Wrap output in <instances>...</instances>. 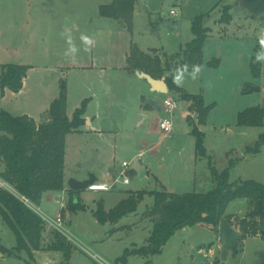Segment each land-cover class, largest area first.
Wrapping results in <instances>:
<instances>
[{"label":"rangeland","instance_id":"obj_1","mask_svg":"<svg viewBox=\"0 0 264 264\" xmlns=\"http://www.w3.org/2000/svg\"><path fill=\"white\" fill-rule=\"evenodd\" d=\"M97 1L103 3V0H0V71L1 65L4 64H27L36 70L44 64H50L48 62H68L70 59L63 54L67 44L60 35L66 28L71 30L77 46L81 49V33L94 39L92 32L103 29L102 32L108 38L99 37L95 41L93 51L104 47L108 52L118 53L119 50L122 51V43L126 38L134 42L140 40L143 46L151 48L164 46L171 55L181 48L184 49L194 38V20L202 14L210 13L206 21L212 28V34L206 38L204 44L205 59L200 77L195 81L186 78L184 85L180 87L187 92L202 95L205 104L211 106L206 123L200 124L204 133L203 144L206 153L198 162L197 185L192 184L187 188L190 192H207L212 189L215 180L211 168L218 172L229 168V180L232 183L255 180L264 184V145L258 153L247 152V147L253 146L260 134L264 133V127L241 128L237 125L240 111L254 106L264 108V67L261 75L255 77L250 66L257 45L256 34L264 27V0H163L157 11L147 9L150 0H138L132 28H122L119 23L120 27L117 26L119 30L116 32V29L105 26L99 19L100 16H97ZM225 6L230 7L231 15L227 24L224 22ZM173 9L178 11V15L171 14ZM70 21L72 24H69ZM165 50L163 59L166 60L168 57L164 54ZM89 55L86 53V58L82 56V59L86 60ZM215 58L220 60L219 66L210 67L208 62ZM31 75L29 89L25 93L29 100L36 99L34 96L39 95L35 86L36 79L33 80L36 74L34 72ZM46 75V83L54 82L50 73L46 72L44 76ZM65 82L64 76L60 82L61 88ZM57 84L59 85V82ZM254 87L257 90H251ZM177 93L174 90L170 92L178 106L173 114L158 111L159 118H170L174 124V129L169 131L170 137L165 140H160L161 131L155 132L154 142L157 146L153 157H150L153 160L148 162L151 161L152 164L154 161V168L160 172L164 169L162 158L171 157L174 151L181 148H184L186 153L196 150L193 125L181 116L180 109H185L183 106L186 101L181 96L180 99ZM166 96L167 94H164L162 99ZM12 103L19 101L6 99L4 104L9 107ZM192 120L198 122L197 117ZM117 162L119 164L116 177L122 169V158H118ZM128 178L131 183L123 184V177H119V183L111 191L83 189L75 194V197L79 196L86 205V210L74 213L66 210L63 218L64 234L72 250L69 264H101L104 261L108 264H212L213 260L220 258L222 245L218 233L212 226L201 223L177 230L166 242L163 251L150 257L149 263L138 255L130 256L126 263L118 262L117 259L127 248H133L134 243L137 246L145 244L153 227L147 217L153 197L146 195V200L141 202L138 210L122 218L114 227L101 224L95 219L92 210L96 208L97 201L103 199L104 207L109 210L124 198L125 191L161 189L160 183L153 178L139 179L130 174ZM3 183L0 179V186L14 191ZM167 184L169 183H165V186H171ZM51 195H43L36 205L41 215L48 220L55 219L58 213H61L62 199L67 201V195L62 191L51 192ZM57 197L62 199L58 200ZM247 202L246 198H237L227 207L226 213L235 216L236 225L246 216ZM48 220L44 223L43 249L37 254L40 261L37 263L63 264L66 259L62 251L47 250L54 231H59L49 226ZM114 228V233H110ZM14 232L0 217L1 246L12 248L16 245ZM94 254L99 258L93 257ZM0 264L26 262L0 252ZM220 264H264V238L247 235L226 261L220 258Z\"/></svg>","mask_w":264,"mask_h":264},{"label":"trees","instance_id":"obj_2","mask_svg":"<svg viewBox=\"0 0 264 264\" xmlns=\"http://www.w3.org/2000/svg\"><path fill=\"white\" fill-rule=\"evenodd\" d=\"M136 0H112L109 4L99 7V14L103 17L122 20L128 27L133 26ZM230 7H224L226 24L230 22ZM208 14L198 16L193 22L194 38L186 47L165 60L155 53H147L133 44L127 58V67L131 72L137 70L151 74L156 79H164L170 90L182 93L184 100L191 102L190 110L197 113L199 124H204L209 116L211 106L205 104L202 95L191 94L173 84L169 77V69L177 62L192 64L204 63V44L210 28L206 26ZM258 44L254 48V53ZM254 54L252 55V57ZM218 58L208 62L217 68ZM252 74L259 77L262 66L250 62ZM29 69L25 64H4L0 71V97L6 89L19 92L23 87V80ZM58 98L50 105L49 120L37 123L28 115L14 116L10 112L0 109V159L5 164V170L0 173V179L10 188L0 186V217L15 231L17 243L12 248L0 245V252L25 260L26 264H36L35 252L43 249L45 225L42 217L29 207L21 197L27 198L37 205L43 194L49 191H62L65 188V156L66 137L69 133L78 131L85 124L83 114L87 100L77 109L73 117L67 115V93L65 86ZM190 118V117H189ZM237 125L242 127H264V108L254 106L238 113ZM193 134L196 137V152L198 156L205 155L203 144L204 133L193 124ZM264 145V133L260 134L253 146L247 147V152L258 153ZM215 186L207 192L177 193L167 190H139L128 191V196L115 207L106 210L104 200L96 203L93 215L101 224H117L122 218L138 210L139 204L146 195L153 197V204L148 210V218L153 224L147 244L138 248L126 249L117 259L126 263L132 255L153 256L160 254L166 242L177 230L208 224L219 232L220 222L232 216L226 214L230 202L237 198L249 201V211L237 224L247 235L262 236L264 238V217L258 211L259 201H264V184L255 180H241L232 183L229 180V168L218 172L211 168ZM78 191L69 189L67 210L78 212L86 210L80 197H75ZM65 210L62 209V215ZM235 225V224H234ZM53 239L49 240L47 250L62 251L69 264L71 259V245L64 234L54 231ZM242 240V239H241ZM220 263V258L215 264Z\"/></svg>","mask_w":264,"mask_h":264},{"label":"crops","instance_id":"obj_3","mask_svg":"<svg viewBox=\"0 0 264 264\" xmlns=\"http://www.w3.org/2000/svg\"><path fill=\"white\" fill-rule=\"evenodd\" d=\"M110 2H112V0H103V3L97 1L95 7L97 16H100L99 19L102 23L108 28L116 29L114 30L116 32L119 30L117 26L120 27V20L103 17L99 14L100 5L109 4ZM137 2L138 0H136L135 10ZM162 3L163 0L161 5ZM147 9L151 11L149 7H147ZM173 23H175V21ZM69 24H72V21H70ZM206 26H209L207 21ZM121 27L125 28L127 25L125 24V27L121 25ZM209 28L210 31L208 36L212 34V28L210 26ZM102 31L103 29L92 32L95 41L102 36L106 39L107 35ZM125 39L122 43V51L119 50L118 53H116V51H114L115 53L108 52L106 49H103L104 47H99V50L92 51L88 56L89 58L86 60H83V57L86 58V53L80 52L76 62H72L71 60L68 62H48L50 64H44V66H41L42 68L39 67L36 70L32 65H28L29 69L23 80L22 89L19 92L6 89L4 96L0 97V109L8 111L14 116L28 115L38 124L49 120L48 110L50 105L59 97L64 86L67 93L66 112L70 118L73 117L77 109L82 107L83 101L87 100L86 110L83 114L85 124L81 126L78 131L71 132L66 137L65 188L62 192L67 195V201H64L61 197H57L58 200L62 199V204H64L62 209L65 210V213L69 201L70 186L68 182L71 179L83 181L94 176V184L87 189L96 191L114 190L119 182H117L112 189L107 188V186L111 185L120 177V175L116 177L118 171L117 165L119 164L117 162L118 158H122V164H120L122 169L120 170V174L124 170V163H130L127 174L136 175L139 179H155L161 185V189L155 190L184 193L190 192L187 188L189 185H197V166H199L198 162L201 156L197 155L196 150L186 153L185 149L181 148L179 151H174L171 157L162 158L161 162L164 164V169H162L163 172L154 168V161H152V164L151 161L148 162L150 159L153 160V158L150 157H153L156 149L155 146H157V143L154 142V137L156 136L155 132L157 130L159 132L161 131L160 140H165L170 137L169 133H165L160 128V121L162 118L158 117V111L166 112L164 104H153L150 101L160 100L163 102L165 99L173 97L170 94V89L166 93L155 91L146 79L138 75L140 70L134 73L131 72L127 67V58L133 44H136L141 50L147 53L154 55L156 53L160 55L162 59L165 58L163 55L165 47L151 48L149 46H143V42L140 40L134 42L133 40ZM182 49L183 48H181V50ZM164 54L166 57L170 56L166 50ZM34 72L36 75L33 80L36 79L35 86L39 95L34 96L37 97L36 99L29 100L25 93L27 89H29L28 86L32 76L31 73ZM46 72L51 74L52 81H54L51 82V84L46 83L47 75L44 76ZM64 76L66 77V82L61 88L60 82ZM57 82H59V85ZM33 91L35 92V88ZM164 94H167V96L162 99ZM177 94L180 98L182 93ZM6 99H12L14 102L19 101V103H12L9 107H6V104H4ZM23 101L25 103H23ZM185 101L186 104L183 106L185 109H180L182 111L181 116L186 118L192 125L195 124L201 131V125L198 122H192V119H196L197 115L190 110L191 102L189 100ZM189 116H191L192 119L191 117L189 118ZM136 160L144 167V172L140 174L133 169ZM4 170L5 164L0 159V173ZM122 183L130 184L131 181L129 179V183ZM165 183H169L167 185L171 186L167 187ZM171 187L176 191L172 190ZM129 191L134 192V190ZM51 192L61 191H49L45 192L43 195L48 194L50 197L52 196ZM125 192L124 198L128 196V191ZM249 204L248 201L247 212L249 211ZM65 213L62 215L63 218H65ZM227 215L232 216V224L236 225V223H234L235 216L231 214ZM148 219L150 221V218ZM117 224L113 223L110 225L114 227ZM237 226L238 225H236V227ZM131 229L132 228H130V230ZM115 230L116 228L111 229L110 233H114ZM151 231L148 236H150ZM217 233L218 237H220L219 232ZM147 239L144 245L147 244ZM134 245L133 248L141 247L137 246L136 243H134ZM39 253L40 251L35 252L36 264H38L37 262L39 261L37 257ZM141 257L146 260V263L151 262L150 257L152 256ZM218 259L219 258L213 260L212 264H215Z\"/></svg>","mask_w":264,"mask_h":264},{"label":"water","instance_id":"obj_4","mask_svg":"<svg viewBox=\"0 0 264 264\" xmlns=\"http://www.w3.org/2000/svg\"><path fill=\"white\" fill-rule=\"evenodd\" d=\"M162 0H150L148 4V7L151 11H157L161 7ZM119 23L125 27V24L122 22V20L119 21ZM138 75L141 78L146 79L150 85L154 88L155 91H159L161 93H166L169 90L168 84L161 79H156L154 76H152L149 73H146L144 71H139ZM251 90H257V88H251ZM153 104H163L160 100L150 101ZM133 169L136 170L139 174L144 172V167L140 164L139 161H135L133 165ZM95 182V177L91 176L89 179L79 181L77 179H71L68 184L71 189H74L76 191L83 190L89 188L92 184ZM258 211L262 217H264V201L260 200L258 205ZM219 235L220 240L222 242L221 246V255L220 258L222 261H226L230 254L237 250L240 245V240L243 237V231L236 227L234 224H232L229 219H224L222 222H220L219 226Z\"/></svg>","mask_w":264,"mask_h":264},{"label":"clouds","instance_id":"obj_5","mask_svg":"<svg viewBox=\"0 0 264 264\" xmlns=\"http://www.w3.org/2000/svg\"><path fill=\"white\" fill-rule=\"evenodd\" d=\"M60 35L67 44V48L63 54L72 62L77 61V57L81 50L84 53L91 54L95 47V40L85 33H81L79 36L80 43L83 46L82 49L77 46L70 29L66 28L65 31L60 33ZM256 39L258 47L255 50L254 56L251 58L252 63L264 67V27H261L257 32ZM201 72L202 66L200 64L189 65L187 63L177 62L174 67L169 69V77L175 86L182 87L186 78L195 81L199 79Z\"/></svg>","mask_w":264,"mask_h":264},{"label":"built area","instance_id":"obj_6","mask_svg":"<svg viewBox=\"0 0 264 264\" xmlns=\"http://www.w3.org/2000/svg\"><path fill=\"white\" fill-rule=\"evenodd\" d=\"M171 14L173 15H178V11L173 9L171 10ZM163 104L165 106V110L166 112H169L171 114H173V112L175 111L176 107H177V102L175 99L173 98H169V99H165L163 101ZM160 128L165 132V133H169V131L171 132L173 129H174V124H173V121L172 119L170 118H164L160 121ZM129 164L130 163H124V170L121 172L120 174V178L123 177V182L124 183H129V178H128V174H127V171H128V168H129ZM119 181V179H116V181H114L111 185L107 186V188H113L114 185ZM4 185H7L6 183H3ZM106 188V189H107ZM21 199L29 206L31 207L33 210H35L41 217L42 219L44 220V222L46 223L48 219H45L44 216L41 215L40 213V210L39 208L36 207L35 204H33L32 202H30L27 198L25 197H21ZM64 206V204H63ZM50 220V219H49ZM48 220V223L50 226H53L54 228L58 229L60 232H62L64 234V220H63V216L62 214L59 213V215H57V217L55 219H52L49 221ZM236 226V225H235ZM65 235V234H64ZM93 257L95 258H99L97 255H93ZM101 264H108L106 263L105 261L104 262H101ZM109 264H112V263H109Z\"/></svg>","mask_w":264,"mask_h":264}]
</instances>
